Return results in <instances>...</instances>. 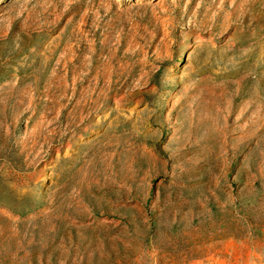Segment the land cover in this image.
<instances>
[{"label": "rangeland", "instance_id": "rangeland-1", "mask_svg": "<svg viewBox=\"0 0 264 264\" xmlns=\"http://www.w3.org/2000/svg\"><path fill=\"white\" fill-rule=\"evenodd\" d=\"M0 264H264V0H0Z\"/></svg>", "mask_w": 264, "mask_h": 264}]
</instances>
